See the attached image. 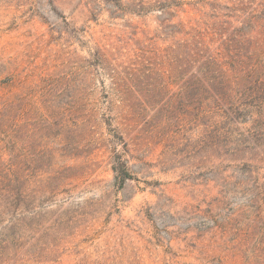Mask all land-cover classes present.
<instances>
[{"label":"rangeland","instance_id":"rangeland-1","mask_svg":"<svg viewBox=\"0 0 264 264\" xmlns=\"http://www.w3.org/2000/svg\"><path fill=\"white\" fill-rule=\"evenodd\" d=\"M262 13L264 0H0L3 185L22 163L18 188L63 185L28 212L0 191V264H264V138L249 116L201 114L199 65L166 57L191 28L230 38ZM204 42L225 61L217 36Z\"/></svg>","mask_w":264,"mask_h":264},{"label":"trees","instance_id":"trees-1","mask_svg":"<svg viewBox=\"0 0 264 264\" xmlns=\"http://www.w3.org/2000/svg\"><path fill=\"white\" fill-rule=\"evenodd\" d=\"M118 1V0H114ZM172 5V6H171ZM168 8L179 7L178 2H170L166 5ZM215 9V7H214ZM147 10L146 6H138L137 12H144ZM170 22V21H168ZM261 24H258L260 23ZM165 23V22H164ZM161 25L162 30H166ZM263 23V24H262ZM206 29L200 26L191 28L189 32H184L188 39L184 43L185 52L183 54H168L169 60L178 68H184L188 66L199 65L196 72L192 74L191 80L188 82V86L198 94L196 102L200 101L202 96L209 98L212 105H207L200 113L205 116L208 114L217 115L221 112L223 118L232 122L233 120H239L242 118L245 120L247 116L253 119L254 123V138H264V71L261 70L262 62L264 60V14L260 17L252 15L248 22L243 21L242 27L235 29L230 38H225V31L222 30V25L205 24ZM176 27H171V35L175 37L177 34L183 33L173 31ZM247 28V31H245ZM258 32L259 41L250 43L247 37L253 38L252 34ZM174 33V34H173ZM162 31V35H164ZM168 37V34H165ZM211 36H217L219 47L218 50H223L221 56L225 61H220L217 57L209 54L210 48L205 45L204 39ZM225 38V39H224ZM213 43L212 40H210ZM249 44V49L246 50L245 46ZM176 49L178 48L175 45ZM141 52L148 53V50L140 49ZM220 54V53H219ZM117 84V83H115ZM244 87H241L243 86ZM243 88V89H242ZM213 110V112H212ZM215 131L217 125H211ZM45 148L40 149L38 156H44ZM23 168H20L21 174L14 175V186L3 185L8 180L0 176V191L5 192L1 194L4 198L2 200L7 201L9 206L18 208L22 205L23 209L28 212L33 205L28 203L30 195L34 192H39L44 189L51 196L57 194V190L62 186H51L50 178L46 181L39 180L36 182L38 190L35 188L21 186L18 188V184L22 180L23 185L28 182L30 174V168L26 166V163H22ZM59 173V172H57ZM21 179V181H20ZM23 187V188H22ZM65 192V190L63 191ZM70 194V193H69ZM35 211V210H34Z\"/></svg>","mask_w":264,"mask_h":264}]
</instances>
